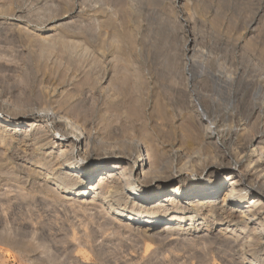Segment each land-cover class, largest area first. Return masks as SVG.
<instances>
[{
    "label": "bare ground",
    "instance_id": "bare-ground-1",
    "mask_svg": "<svg viewBox=\"0 0 264 264\" xmlns=\"http://www.w3.org/2000/svg\"><path fill=\"white\" fill-rule=\"evenodd\" d=\"M94 1L91 3L96 2ZM114 1L117 4L116 0ZM126 2L124 0V4ZM174 2L180 3V0ZM124 4L123 6L126 7ZM129 4L131 6L130 2ZM106 5L104 4L105 9ZM188 6L190 7V3L187 4ZM102 7L98 10H102ZM174 10H172L173 13ZM123 11L124 8L121 9L122 13ZM90 12L95 13V10ZM104 20L101 22L104 23ZM255 21L254 24L257 23V19ZM112 23L109 24L113 26ZM107 24L104 25L107 26ZM253 26L246 27V30L249 29V34L255 37L244 39L243 31L235 29L234 33L238 38L236 39L234 34L232 37L236 40L233 41V46L228 45L232 48L225 47L224 51L213 47L218 43L214 41L215 45L212 46V41H209L210 47L213 48L209 49L207 43V60L200 63L189 60L185 65L186 74L184 75L187 81L185 88L179 87L182 82H178L173 75H170L171 78L166 74L159 75V78L163 76V81L161 84L156 82L159 85L155 87L153 84L151 87L149 83L151 80L148 81L151 78L144 79L146 81V83L143 81L144 86L146 84L148 87L147 99L143 98L146 101L139 97L135 98V96L133 98L132 95L131 101H127L129 100L127 96L125 99L121 98L125 94L123 87H131L129 82L135 79H132L133 77L130 79L128 76L129 73L133 74L129 71L132 66L128 68L127 65H123L126 60L123 61V58L125 56L128 58L129 55L126 54L121 58L119 52L120 54L116 56L120 51L117 47L123 43L122 37L121 41L117 39V34L116 36L113 34L117 26L113 27L115 30L112 29L115 32H112L111 28L110 31L118 41L109 35L108 28V32L102 31L104 27L100 29V25L96 28L98 34L102 32L105 35L101 36L104 39L100 40L96 36L97 41L92 40L91 43L93 45L99 43V47L96 45L98 50L90 62L80 52L92 54L88 47L90 42L88 43L80 36L82 31L80 34L72 32L68 35L67 30L64 36L57 32L54 34H61L63 37L53 34L54 36L51 35L53 37L47 36L48 38L33 32L34 37H32L34 39L36 37L35 40L42 43L40 44L41 51L38 47L41 57H51L52 54L59 53L56 52L58 50L62 54L68 52L69 55H77L79 52L80 56L78 54L73 57L74 63L82 66L80 63L87 61L91 65L90 69L88 67L90 71L82 72L78 65L77 69L72 65L75 67V72L72 71L75 82L68 84L71 87L73 85V89L64 88L66 91L63 90L65 93H60L62 94L60 96L52 92V96L48 95L50 103L47 106H45L47 103L43 102V106L40 104L41 106L39 105L40 107L36 110L19 112L16 106L6 102L8 110L7 108L5 111L0 109V126L3 125L4 129L14 135L21 133L24 140L29 139V131L23 134L22 126L29 123V128L36 127L38 133L31 148V160L34 161V166H28V168L26 165L28 172L26 174L44 177L42 180L49 193L56 194L60 200L68 203H78V210L80 208L84 210L101 208L112 216L111 220L118 223L123 222L122 219L125 218V226L129 230L152 238L186 232L188 236L193 237V240L203 244L207 242L216 244V241L220 239H233L232 242L237 243L242 240L240 238L242 236L237 235L236 232L247 230L249 235L243 238V245H257L264 250V37L262 38L264 29L260 30ZM24 28L19 26L17 28L19 31L15 29L21 34L28 30ZM85 28L88 27L85 26ZM224 29L217 27L212 31L222 40L223 33L229 31L227 29L225 32ZM122 30L124 32V29ZM129 30L131 31V28ZM129 30L126 33H129ZM90 32L94 31L91 29ZM126 33H124V38ZM91 34L92 37L95 36ZM29 35L31 36L32 33ZM30 36L27 39H30ZM132 36L126 37H131L128 42H131ZM228 36L231 35L228 34ZM256 39L263 42L257 43ZM35 40L33 43L36 42ZM195 40L187 41L186 53H190L189 55L192 53L195 56L199 52L202 54L198 51L199 43ZM119 41L121 44L118 46ZM252 41L263 46L262 52H258ZM115 43L118 44L115 45ZM69 59L72 60V56ZM154 60L156 59L151 60L152 62L149 60V64L157 63V60L155 62ZM59 63H55L57 68L61 65ZM69 63L66 69L71 70L73 67L70 68L71 63ZM129 63L132 64V60ZM134 65L137 64L134 63ZM103 66L106 74H100V67L103 69ZM125 66L127 69L124 68ZM146 68L148 69L147 66ZM183 69L182 67L181 70ZM136 70L133 71L134 74ZM165 71H167L166 68ZM169 71L171 73V69ZM143 72L149 75V71ZM62 73L64 76V72ZM141 74H138L140 76L136 74L138 78L134 77L139 81V77L143 75ZM65 76L67 79L68 76ZM203 79H205L204 87ZM101 80L108 81V84L106 83V86L99 92L97 85ZM143 83H140L141 86ZM127 90L131 91L129 88ZM139 90H136L138 94L141 91ZM130 93L127 95L130 96ZM134 93L133 95H136ZM51 97H53L52 102ZM180 120L182 122L178 123ZM22 136H20L21 139ZM1 137L0 146L5 140ZM140 138L145 142L140 141ZM10 139L14 140L15 137L12 135ZM2 153L0 152V156L3 155ZM3 157L2 159L0 157L1 168L6 165ZM235 227L238 229L236 230ZM229 234H232L231 237H228Z\"/></svg>",
    "mask_w": 264,
    "mask_h": 264
},
{
    "label": "rangeland",
    "instance_id": "rangeland-1",
    "mask_svg": "<svg viewBox=\"0 0 264 264\" xmlns=\"http://www.w3.org/2000/svg\"><path fill=\"white\" fill-rule=\"evenodd\" d=\"M93 1L94 0H82V4L81 0H0L1 110L5 111L6 108L8 110V105H5L6 102L12 106H16L19 109V112L36 110V108L40 107L41 105L43 106V102L44 104L47 103L45 106L50 103V98L48 95L52 96V92L60 96L62 95L60 93H65L64 91L73 89L74 86L72 85L71 87L70 85L75 82V78L72 77L74 76L72 71L73 73L75 72V67L76 69L79 67L82 72H84V70H87L86 72L90 71V59L95 54V52H97V48L99 47V43L94 42L98 46L97 47L91 42L92 40L97 41V37L100 40L104 39L102 37L105 35V33H97L98 29L96 28H98L99 25L101 26L100 29L104 27L102 31L108 32V28V33L110 36H113V34L116 36L117 34L118 40L123 38L122 44L120 41L118 42L119 44L115 43V45L118 44V46L121 44L119 47H117L118 50L120 49V51H118L116 56L121 53L120 56L123 58L124 55L127 54L129 55L128 58L125 56L123 61L125 59L128 60L129 58L132 60V64H130L131 62L129 63V61H131L130 59L128 62L126 60L123 62V65H127L128 68L132 66V68H129L131 70H128L130 72L132 71L131 73L133 74L129 73L128 76L129 78L133 77L132 79H135L131 81L129 80V85L131 87H123V91L125 90L123 93L125 94L128 91V88L131 90L127 92L128 95L131 92L130 96L124 94L125 96L123 95V97H121L125 99L127 96L126 98L129 99H126L127 101H131V98H134V96L135 98L139 97L143 99L146 97L147 99L146 92L148 87H146V84L144 86V83H146L145 80L147 78H151L148 81L151 80L149 82L151 83V87L152 84L153 87H155L156 85L158 86L161 84L163 81L162 77L165 74L167 77L173 75L177 78L178 82H182L180 83L179 87H187V81H185L186 76L184 75L186 74L185 65L189 60L196 63L206 61L207 43L210 47L211 44L213 46L216 42L218 44L213 47L216 49L220 48V51L221 49L224 51L226 50L225 47L232 48L233 41L235 42V40L238 38L237 34L234 33L236 30H242V37L244 39H250L251 37H255V35L251 36L249 34V29L246 30L248 26L254 25V28L256 27L260 30L264 29V17H262L264 16V0H189V8L187 7V4L189 5L188 0H185V2L184 0H180V3H175V0H125V2L127 1L125 4L124 0H122V2L120 0H116L117 4H115L114 0H95V3H91ZM129 2L131 3V6H129ZM95 4L97 6L100 5L98 8L102 7L103 4V9L98 10ZM104 4H107L105 6L106 9L104 8ZM123 4L127 8H131L127 9L123 6ZM94 5L95 8L93 9ZM135 7L136 9H134ZM123 8L125 13L124 11L123 13L121 12V9ZM111 9L112 11H110ZM94 10L95 13L90 12ZM172 10H174L175 14ZM102 11H105L104 14H101L103 13ZM113 11L117 12V15L112 13ZM132 11L134 12L135 16L132 14ZM260 12L262 13L260 14ZM96 16L100 18H97ZM255 19H257L256 24L259 26L254 24L256 22ZM103 20L104 23L101 22ZM107 20L108 22H106ZM114 20H118L119 22H114ZM112 21L115 24L112 23ZM110 22L113 24V26L109 24ZM120 22H123L121 23L122 25ZM61 24L71 28L68 29L63 27L64 25ZM97 24L99 25L97 26ZM104 24H107L108 27ZM125 24L127 25V28H131V31L126 28ZM19 26L22 28H27L28 35L27 31L22 33L20 32L21 34L17 33V31H19L17 29ZM85 26L88 28L86 29ZM230 26L231 28H229ZM232 26H235L236 28ZM113 27L116 28V32L114 31L115 29ZM217 27L225 28V32L227 29L229 30L228 33L226 32L227 35L226 33H223V36H221L222 40L219 39L220 37L214 34L212 31V29L216 30ZM110 28L111 30L114 29L112 32L114 31L115 33L112 34ZM74 29L76 30L74 31ZM91 29L94 32L96 31V33L90 32ZM122 29H124V32ZM38 30L39 32H37ZM67 30L71 32L69 33ZM117 30L120 31H118L119 34L117 33ZM128 30L132 32L130 35H133L132 37L135 41L132 39L131 42H128V39L131 38H126L130 36V32L126 33ZM33 32L35 34L41 35L42 37H49L57 32L62 33V35L66 32H68V35L72 34V32H79V34L81 32L83 35L80 34V36L88 43L90 42L88 47L92 54L88 52L86 53V56L85 53L80 51L82 56L86 60L88 59L87 61L89 62L84 61L86 63H83L84 65L80 63L82 66H79V64L75 62V65L73 57L77 56L78 54V56H80L79 52L77 55L70 54L72 56V60H70L71 58L69 59L71 56L68 52L67 54L65 52L62 54V52L59 50L56 52L61 53L60 55H58L59 53H54L55 55L52 54V56L48 58L43 56L41 57L39 52L42 49L40 48V44L42 43L36 41V37L35 39L33 38ZM29 33H32V35L30 36ZM91 33H93L95 36L92 37ZM124 33H126L125 38ZM228 34L231 36H228ZM234 34L236 35V39H233L235 37H232ZM58 35L61 37L64 36L61 34H57L55 36L59 37ZM89 35L90 37L88 38ZM28 36H30V39H27ZM115 36H113L114 40L118 41L115 39ZM211 37H214V39ZM263 37L264 35L262 38ZM194 38L197 39L195 40ZM215 38L219 40H216ZM226 39L230 42H228ZM34 40L37 42H35L36 44L33 43ZM193 40L199 43V45H197L199 46L197 49H199L198 51L202 52L204 58L200 52L195 55L196 57L193 56L192 53L191 55H189L190 53H186V45L188 42ZM209 41H212L211 44ZM221 41L224 42L221 43ZM255 41L257 43L263 42L259 39H256ZM255 41H252L253 45L256 49H258V52H262L263 46L257 45V43H254ZM230 44L232 45L231 47L228 46ZM35 45H37V47ZM38 47L40 48V51L38 50ZM93 47L94 49H92ZM213 47H210L209 49H212ZM123 50L126 51V53H124ZM153 59H156L158 64L155 62L156 60H154L156 64H149V60L152 62ZM57 61L63 66L58 65L57 68ZM69 62L71 63L70 68L73 67L71 70L66 69ZM87 63L89 64L87 65ZM134 63L137 64L136 66L138 68L134 65ZM163 63H165V65H163ZM166 66H169L170 68H167ZM127 67L125 66L124 68L127 69ZM149 67L152 72H150ZM174 67L176 69H174ZM182 67L184 68L183 71L181 70ZM135 68L138 69V71L141 70L142 72L140 71V73H138ZM165 68L167 71H165ZM104 69V66L103 69L100 67V74H106V70L104 71ZM170 69L171 73L169 71ZM66 70H68V72ZM135 70L137 76H140L138 74L141 73L145 76L144 77L141 74L142 76L139 77V81L142 80L141 82H139L138 79L134 77L136 76V74L133 72ZM146 70L149 71V75H146L143 72H146ZM154 70L155 72H153ZM62 72H64V76H68L67 79L66 76H63ZM158 72L160 74H158ZM175 72H178V74ZM111 73L112 72H110V74ZM61 75L63 77H61ZM152 75L155 77L153 78ZM159 75H163L160 76L161 79L159 78ZM70 76L72 77L71 80ZM169 78H171V76ZM154 79H156V81ZM63 80L68 81L65 82ZM203 80L204 81H202V84H205V79ZM143 81L145 82L143 83ZM156 82H159V84H156ZM183 82L185 83V86ZM106 83L108 84V81L105 82L101 80L98 82L97 86L99 89H97L99 92H101L102 88L106 86ZM140 83H143V86H141L142 84ZM204 84L203 87L205 86ZM135 86L140 88L137 89ZM135 89H140L141 91H139L142 95L140 93L138 94ZM133 93L136 95H133ZM146 99L143 100L146 101ZM52 100L53 97H51V102ZM181 122V120L178 121V123ZM29 126V123L25 124L21 129L23 134L29 131V139L26 140L23 139L21 133L14 135L9 130L4 129L3 125L0 126V137L2 136L1 138L5 139L4 143L0 146V152H3V155H1L4 156L3 159L5 158L4 160L6 162L4 168L0 167V264H233V262L234 264H264V250L261 246L243 245V238L249 235L247 230H244L243 232H236L237 235L241 234L242 236L240 237L242 240L237 243H233V239H220L219 241H216V244L209 242L203 244L202 242L199 243V241L196 242L193 240V237L190 235L188 236L186 232H180L179 235L174 233L172 236L168 234L169 236H156L152 238L129 230L125 226V218L122 219L123 222L118 223L114 220H111L112 216L101 208H95L96 210L94 208H91L92 210L89 208L91 211L89 209L84 210L82 208L78 210V203L73 204L72 202L68 203L64 200H60L56 194L51 192L49 193L46 190L44 185L45 182L42 180L44 177H34V175L30 176V173L26 174L28 173L26 168L28 166H34V161L31 160V148L38 133L36 127L29 128ZM11 134L16 140L10 139L12 136ZM20 136H22V139ZM140 141L145 142V140L141 138ZM2 156H0L1 159ZM21 165H24L25 167ZM237 227H235L236 230L240 228V226L238 228ZM231 235L232 234H229L228 237H231Z\"/></svg>",
    "mask_w": 264,
    "mask_h": 264
}]
</instances>
